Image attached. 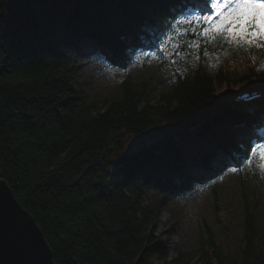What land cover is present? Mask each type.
I'll return each instance as SVG.
<instances>
[{
  "label": "trees",
  "instance_id": "obj_1",
  "mask_svg": "<svg viewBox=\"0 0 264 264\" xmlns=\"http://www.w3.org/2000/svg\"><path fill=\"white\" fill-rule=\"evenodd\" d=\"M164 3L0 0V174L55 264H168L157 234L163 194L185 189L194 163L215 170V150L238 152L234 135L212 129L222 118L216 86L264 85L261 50H232L223 64L197 63L164 85L146 68L109 93L76 70L89 38L123 52L181 0L162 12ZM129 137L152 141L126 149ZM240 191V244L227 250L205 225L202 264H264V204Z\"/></svg>",
  "mask_w": 264,
  "mask_h": 264
},
{
  "label": "rangeland",
  "instance_id": "obj_2",
  "mask_svg": "<svg viewBox=\"0 0 264 264\" xmlns=\"http://www.w3.org/2000/svg\"><path fill=\"white\" fill-rule=\"evenodd\" d=\"M88 48L84 46V49ZM91 72L92 69L89 65L83 66L81 68L82 78L87 83L90 82L89 84H96L106 89L108 86L104 83L91 80ZM230 86L233 87L232 89L235 88L233 82ZM230 86L226 84L216 86L219 95L225 94ZM150 141L152 139L148 137L138 139L129 137L123 140L122 143L126 146V149H132ZM221 153L217 152L218 156L216 158L225 157ZM238 190L236 186L228 182V187L224 189V200L222 201L224 205H218L217 208L212 205V199L207 193L196 195V199H191L187 204L186 212L179 209V203L175 204L171 201L168 203L157 225V234L164 233L162 241L167 246L168 264H202L198 258L196 247L198 244V230L200 229L199 224H203L204 219L217 231L218 240L227 250H234L238 247L240 244L239 237L241 236L239 232L241 222L238 218L241 216L238 209L240 207L238 204ZM230 198H234L235 202L231 201ZM228 200L230 201L227 202ZM234 210H237V212ZM176 216V226L172 230H169L167 228L169 220ZM261 231L264 232V211L262 214Z\"/></svg>",
  "mask_w": 264,
  "mask_h": 264
},
{
  "label": "snow or ice",
  "instance_id": "obj_3",
  "mask_svg": "<svg viewBox=\"0 0 264 264\" xmlns=\"http://www.w3.org/2000/svg\"><path fill=\"white\" fill-rule=\"evenodd\" d=\"M181 25L188 27L182 29ZM189 31L196 35L197 40L186 43L197 50L200 48V37L207 42L222 37L230 45L264 47V0H207L204 10L182 17L173 25L176 37L187 35ZM173 47L178 48L179 45L174 44ZM204 55H208L207 50ZM196 59H199L198 55ZM258 149L261 162L257 166L264 172V145H257L251 151L255 154ZM247 164L252 166L251 156Z\"/></svg>",
  "mask_w": 264,
  "mask_h": 264
},
{
  "label": "water",
  "instance_id": "obj_4",
  "mask_svg": "<svg viewBox=\"0 0 264 264\" xmlns=\"http://www.w3.org/2000/svg\"><path fill=\"white\" fill-rule=\"evenodd\" d=\"M0 264H55L41 229L15 199L1 174Z\"/></svg>",
  "mask_w": 264,
  "mask_h": 264
}]
</instances>
